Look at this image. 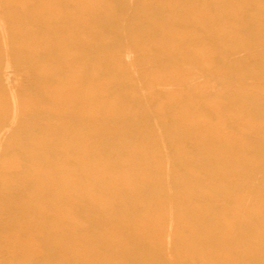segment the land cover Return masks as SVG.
I'll list each match as a JSON object with an SVG mask.
<instances>
[{"label":"rangeland","instance_id":"rangeland-1","mask_svg":"<svg viewBox=\"0 0 264 264\" xmlns=\"http://www.w3.org/2000/svg\"><path fill=\"white\" fill-rule=\"evenodd\" d=\"M0 264H264V0H0Z\"/></svg>","mask_w":264,"mask_h":264},{"label":"bare ground","instance_id":"bare-ground-1","mask_svg":"<svg viewBox=\"0 0 264 264\" xmlns=\"http://www.w3.org/2000/svg\"><path fill=\"white\" fill-rule=\"evenodd\" d=\"M5 130V129H4Z\"/></svg>","mask_w":264,"mask_h":264}]
</instances>
